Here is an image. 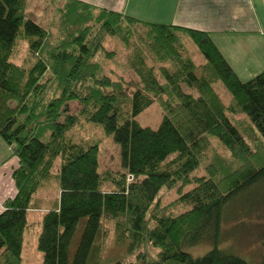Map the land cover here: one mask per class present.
I'll use <instances>...</instances> for the list:
<instances>
[{
	"label": "trees",
	"instance_id": "trees-1",
	"mask_svg": "<svg viewBox=\"0 0 264 264\" xmlns=\"http://www.w3.org/2000/svg\"><path fill=\"white\" fill-rule=\"evenodd\" d=\"M27 1L0 0V137L18 158L17 193L0 212V264H24L29 211L52 175L60 195L42 216L41 264H103V219L131 249H159L125 264H248L219 244L228 205L264 184V70L243 81L210 32L83 0H64L52 35L27 14ZM108 36L124 44L125 61L115 63L123 74L100 61L101 53L115 56L103 46ZM20 38L29 43L23 64L12 60ZM219 81L231 93L228 104ZM156 101L161 123L141 125L137 117ZM73 102L81 105L74 112ZM82 119L113 136L123 172L99 171L100 140L73 135ZM177 185L191 187L177 199L184 208L171 212L156 199ZM205 242L213 244L205 254L189 252Z\"/></svg>",
	"mask_w": 264,
	"mask_h": 264
},
{
	"label": "rangeland",
	"instance_id": "rangeland-1",
	"mask_svg": "<svg viewBox=\"0 0 264 264\" xmlns=\"http://www.w3.org/2000/svg\"><path fill=\"white\" fill-rule=\"evenodd\" d=\"M63 2L64 0H28L26 8L27 14L35 18L52 35H58L59 10L63 6ZM103 44L106 50L110 52L115 51V56L112 59L106 58L104 53L100 54L102 55L100 61L106 62L105 71L110 73V70L112 69L117 74H123L122 69H120L118 64L115 63L125 61L126 50L124 44L120 38L111 36L106 37ZM28 47V41L20 38L15 46L12 60L17 64H23L28 57ZM203 59L204 57L202 55H198L197 60L203 61ZM239 71H241L240 78L243 81H247L260 73L253 72L254 74L250 76L245 73L244 70ZM125 77L126 79L129 78L127 74H125ZM215 88L223 101L228 104L231 100V93L224 84L219 81L215 84ZM183 89L187 92L192 91L196 93L195 89L190 88L187 85H183ZM80 108L81 105L77 102L71 103L72 112ZM163 115L164 113L161 103L156 101L144 110L137 117V120L143 126L157 128L162 121ZM235 118L246 117H244V114H238L235 115ZM73 135L77 138L100 140L99 171L111 170L116 173L124 171V168L122 167L121 147L116 143L112 135L105 134L101 126L82 119L74 128ZM6 148L7 147L0 146V159L1 156L6 155ZM224 154H227V152ZM60 163L61 158L59 157L53 168L55 172L58 171ZM130 180H132V177L128 176V181ZM190 187L191 186H185L183 188V186L179 187V185H177L173 188H163L156 201L160 206H167L171 212L181 211L184 207L183 205H178L176 203L177 199L180 196V192L185 191ZM15 188L17 190L16 184ZM59 195L58 181L53 175L49 181H47L45 186L35 194L34 206L36 208L29 211L28 227L24 235V264L42 263L43 254L38 248V236L42 229V216L43 213L57 205ZM226 216L227 217L224 219L222 225V236L219 244L220 248L242 256L247 260L248 264H264V184L251 187L246 192L240 194L236 200L228 205ZM82 227L83 225L81 224L77 231L71 247V255H73L76 250L77 240L80 237V233L83 229ZM119 231L120 230L117 228L113 220L103 219V233L99 240V244L102 247L101 256L103 264H115L118 261H121L122 264L135 262L138 259V254L145 250H147L152 257L157 256L159 249L149 243L143 244L137 249H131L130 240L122 236ZM212 247V242H205L190 247L189 252L194 256H201L212 249Z\"/></svg>",
	"mask_w": 264,
	"mask_h": 264
},
{
	"label": "crops",
	"instance_id": "crops-1",
	"mask_svg": "<svg viewBox=\"0 0 264 264\" xmlns=\"http://www.w3.org/2000/svg\"><path fill=\"white\" fill-rule=\"evenodd\" d=\"M83 1L145 21L208 31L239 76V70L250 76L264 70V0ZM1 139L7 152L0 159V212L17 191L13 171L18 167L13 146Z\"/></svg>",
	"mask_w": 264,
	"mask_h": 264
}]
</instances>
